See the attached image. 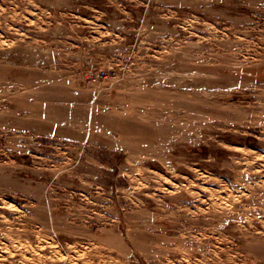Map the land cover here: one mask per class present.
<instances>
[{"label":"rangeland","instance_id":"1","mask_svg":"<svg viewBox=\"0 0 264 264\" xmlns=\"http://www.w3.org/2000/svg\"><path fill=\"white\" fill-rule=\"evenodd\" d=\"M0 264H264V0H0Z\"/></svg>","mask_w":264,"mask_h":264}]
</instances>
